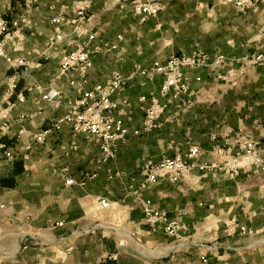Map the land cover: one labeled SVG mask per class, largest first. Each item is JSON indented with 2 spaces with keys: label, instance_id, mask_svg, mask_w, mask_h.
Returning a JSON list of instances; mask_svg holds the SVG:
<instances>
[{
  "label": "crops",
  "instance_id": "crops-1",
  "mask_svg": "<svg viewBox=\"0 0 264 264\" xmlns=\"http://www.w3.org/2000/svg\"><path fill=\"white\" fill-rule=\"evenodd\" d=\"M42 1L50 5L70 0ZM114 1L93 0L92 12L100 13L97 16L104 26V35L111 41L123 32H113L115 24H128L129 35L123 34L125 38L120 44L121 50L115 51L118 52L117 61H123L127 58L126 51L141 55V46L134 45L143 42V37L152 35L154 30H147L143 35L141 27H138L150 18L141 21L129 11L116 9H112L111 14L105 13L106 8L114 6ZM25 5L26 0H0V14L16 17ZM176 5H182L184 10H193V14L200 18L198 21L188 20L186 14L181 20L168 19L164 24L198 25V37L189 42H200V46L187 48V51L179 49L171 54L164 50L152 61L195 50L212 58L218 55L240 58L247 54L264 53V15L247 19L232 5L222 4L221 0H167L165 11H171ZM43 12L47 16L33 14V24L27 30L24 45L26 50L39 48L46 57H36L27 70L39 86L33 87L26 76H21L15 94L10 95L8 78L14 70L0 60V137L11 145L15 144V148L25 143L30 134L50 128L66 113L67 101L77 95L65 80L56 79L62 47H49L54 35L68 32L71 26L53 24L49 20L52 15L49 9L43 8ZM169 38L165 41L170 43L175 39ZM20 55L24 53L14 54ZM101 58L94 56V66L100 67ZM136 65L139 64H135L134 68ZM227 68H221L220 72ZM93 73V83L104 80L94 78ZM193 73L207 76L200 70ZM50 85L64 89L63 106L56 110L44 106L43 113L36 115L35 102ZM145 89L149 88L131 85L127 90L133 104L129 113L134 115L137 126L143 120L142 116L138 117L139 114L144 115L140 112L138 97L146 93ZM20 92L25 96L24 102L17 100ZM173 113V108L167 112V121L161 130L132 139L120 150L117 158L104 165L98 177L88 181L84 187L65 186L51 168L52 162L59 167H74L77 160L93 164L98 156V147L84 136H79L80 149L70 158H65L61 149L72 140L69 127L52 134L44 145L35 146L30 160L10 163L0 159V264H201L200 254L206 250L205 246L215 242L221 243L224 248L209 253L210 264H264V234L250 237L227 234V227L233 224L253 230L264 228V173L259 168L248 165L234 178L218 169L201 171L195 168L177 184L160 179L150 186L145 191L146 197L166 212L170 219L183 226V237L179 241L167 236L162 229L152 230L149 227L142 210L128 195L130 179L116 176L117 172H123L128 177H135V187H139L142 181L139 169L144 163L150 160L158 162L164 156L176 153L185 155L193 145L205 152L196 160L197 164H217L222 161L218 150L232 147L233 152H238L239 142L243 143L249 136L261 143L264 160V67L257 68L241 88L227 91L220 103L197 105L178 118L170 117ZM22 116L24 120H21ZM258 123L261 127L256 129ZM81 178L78 176L77 180ZM107 180L115 188V193L97 192L96 184ZM102 195L113 203L112 209H100L97 198ZM93 199L97 204L94 211L90 208ZM109 215L118 218L107 220ZM57 221L66 224L62 228L50 227ZM97 222L102 227L95 235L72 233L75 229L89 228ZM24 237L29 239L27 244L22 241ZM137 239L151 245L148 256H143L137 249ZM59 254L63 258L58 259Z\"/></svg>",
  "mask_w": 264,
  "mask_h": 264
},
{
  "label": "built area",
  "instance_id": "built-area-1",
  "mask_svg": "<svg viewBox=\"0 0 264 264\" xmlns=\"http://www.w3.org/2000/svg\"><path fill=\"white\" fill-rule=\"evenodd\" d=\"M221 3L232 5L247 19L254 15H264V0H221ZM93 6V0H70L61 4L56 1L50 5L42 0H26L25 8L18 16L0 14V60L5 61L14 70L8 78L10 95L15 94L21 76H26L28 83L33 87L39 86L36 78L27 70L36 57H46L37 47L32 50H26L24 47L27 30L33 24V14L46 15L43 8H48L52 14L49 18L51 23L71 26L68 32L54 35L49 42L50 48L62 47L56 79L65 80L66 84L77 92V95L65 104L66 113L54 121L50 128L30 134L27 141L16 148L0 139V159L13 163L18 160H30L35 146L44 145L52 134L60 133L65 127L70 128L72 140L61 150L65 158H70L80 149L77 138L84 136L87 141L98 147V156L93 162L94 169L85 172L81 181L74 178L69 166L60 168L55 162L51 163L53 174L67 187H84L88 181L97 178L101 168L115 160L120 150L132 139L161 130L167 121L165 115L171 108L174 113L170 117L178 118L197 105L220 103L227 91L241 88L257 68L264 67L262 52L240 58L225 55L212 58L195 50L189 54L171 55L164 60L157 58L150 66L136 65L127 75L114 70L104 80L93 83L91 78L94 56L121 50L120 44L124 41L123 34H118L114 41L105 37L104 26L97 16L100 13H93ZM166 7L167 0H115L114 6L106 8L104 12L112 9L129 11L140 17L141 21H145L158 17ZM21 52L24 55L14 56L15 53ZM225 66L228 68L223 73L220 72ZM196 70L205 72L207 76L194 74ZM155 80L160 81L157 89H148V93L138 97L144 116L140 126H137L129 113L132 102L127 96V90L135 83L141 88H149ZM63 99L64 89L50 85L35 102L36 115L43 113L44 106L47 105L55 110L61 108ZM17 100L25 101L22 92L17 94ZM24 119L22 116L21 120ZM260 127L261 123H258L256 129ZM23 130L24 128L19 137L22 136ZM262 152L261 143L249 136L243 143L239 142L238 152H233L232 147L218 150L222 159L220 163L197 164L196 160L205 152L199 146L193 145L185 155L176 153L173 156H164L158 162L150 160L144 163L139 169V176L142 178L139 187H135V177H128L123 172H117L116 176L130 179L128 195L134 198L135 206L142 210L149 227L152 230L162 229L167 236L179 241L183 237V226L158 209L152 200L146 197L145 191L160 179L177 184L195 168L201 171L218 169L233 178L239 176L240 170L248 165L255 166L264 173ZM97 202L103 211L113 207V203L106 197H98ZM65 224L64 221H57L51 223L50 227L62 228ZM100 227L102 225L97 222L89 228L75 229L72 233L95 235ZM227 234L250 237L264 234V228L253 230L233 224L232 227H227ZM22 241L27 244L29 239L24 237ZM137 243H141L143 248L140 239H137ZM205 247L206 250L200 254L201 264H210L209 253L224 248L219 242Z\"/></svg>",
  "mask_w": 264,
  "mask_h": 264
},
{
  "label": "rangeland",
  "instance_id": "rangeland-1",
  "mask_svg": "<svg viewBox=\"0 0 264 264\" xmlns=\"http://www.w3.org/2000/svg\"><path fill=\"white\" fill-rule=\"evenodd\" d=\"M167 11L161 13L156 18H153V19L150 18V20H148L145 24L138 26V27H141L143 35H145L147 30H154L152 35L149 36V34H147L148 37H146V35L143 37L144 38L143 42L139 41L136 45H134V47H136V46L140 47L141 46V50H142L141 55H135L132 52L133 49L131 50L132 54H128V51H126L125 54H127V58L123 59V61L122 60L117 61L118 60V52L117 53L112 52V53H108V54H104V55H97V57L102 56L103 59L101 58L102 60L100 61L101 62L100 67L94 66L95 67L94 68L95 71L93 73V76H95L94 78H96L98 80H101L102 78L105 79L114 70H117V71H120L124 74H127L130 71H132V68H134L135 64H139V65L146 67L152 61L153 57H156L157 54H161L162 52H164V50H165V52L168 50V53L171 54L173 52H177L179 49H183V50L187 51L186 50L187 48L190 50L191 48L199 47L200 42H196V43L189 42V40L198 37V35L200 33V28L198 27V25H196V26H189V25L188 26H180V25H173V24L169 25L170 23H168V25H166V24H164V22L168 21V19H175L176 21L181 20L185 17L186 14H188L187 15L188 20L194 19V20L198 21V18H200V17L194 15L193 10H189V9L184 10L182 5L181 6L176 5L173 9H171V11H169V12H167ZM112 12L113 11H108L105 13L111 14ZM138 21H139V19H138ZM133 22H135V19L133 20ZM115 23H116V21H115ZM159 24H162V26L158 27ZM176 24H178V23H176ZM127 25L128 24L125 22H123L122 24L117 23V24H115V29L112 31L113 32H115V31L117 32L119 30L123 31L122 34H124L125 36L128 37L130 28ZM169 37H172L173 39L175 38L174 41L170 42V43L166 42L165 40L170 39ZM168 44L170 46L167 47ZM158 84H159L158 81L155 80L153 82V84H151L149 86L150 91L156 90L158 87ZM134 85L138 86V84H136V83ZM145 92L148 93V90H146ZM146 93H144V94H146ZM140 112H142V111L140 110ZM140 116L143 117L144 115L142 113H140L138 117H140ZM138 117H136V118H138ZM132 118H135L134 115H132ZM0 139H2V138L0 137ZM6 143L9 144V142H6ZM9 145L12 148H15V146H14L15 144H12V145L9 144ZM93 165L94 164H91L90 162H87L84 164V163H82V161L77 160V161H74V167H71V166H69V167L71 170V174L74 176L75 179H77L78 176H82L81 179H83V174L87 171H92L91 167H93ZM64 166H67V165H64ZM55 176H57V175H55ZM81 179L78 181H81ZM95 189L99 193L103 192V191H105V192L111 191V194L115 193V188H113L112 185H109V180L97 183L95 186ZM100 197H105V195H102ZM90 206H91L90 208H92L93 211L95 209H97V204H96V201L94 199L92 200V203ZM117 218L118 217H116L114 215H109L107 220H114ZM142 244L145 246V248L152 250L150 244L147 245L146 242H143ZM137 249L143 254V256L144 255L148 256L149 250H145L144 248H142L141 243L138 244ZM57 257H58V259H60V258H63V255L59 254Z\"/></svg>",
  "mask_w": 264,
  "mask_h": 264
},
{
  "label": "bare ground",
  "instance_id": "bare-ground-1",
  "mask_svg": "<svg viewBox=\"0 0 264 264\" xmlns=\"http://www.w3.org/2000/svg\"><path fill=\"white\" fill-rule=\"evenodd\" d=\"M143 248H144L145 250H149V249L145 248V246H143ZM165 251H166V250H165Z\"/></svg>",
  "mask_w": 264,
  "mask_h": 264
}]
</instances>
